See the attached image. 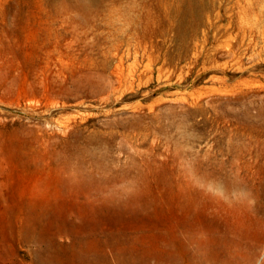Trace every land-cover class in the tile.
Instances as JSON below:
<instances>
[{"label":"rangeland","instance_id":"1","mask_svg":"<svg viewBox=\"0 0 264 264\" xmlns=\"http://www.w3.org/2000/svg\"><path fill=\"white\" fill-rule=\"evenodd\" d=\"M225 1L0 0V264H187L180 170L264 143V25Z\"/></svg>","mask_w":264,"mask_h":264},{"label":"bare ground","instance_id":"2","mask_svg":"<svg viewBox=\"0 0 264 264\" xmlns=\"http://www.w3.org/2000/svg\"><path fill=\"white\" fill-rule=\"evenodd\" d=\"M260 2L249 0L248 10L264 25ZM225 5L233 14L229 0ZM211 139L205 155L199 144L195 162L179 173V258L187 264H256L263 257L264 264V143L253 138L223 150L217 133Z\"/></svg>","mask_w":264,"mask_h":264}]
</instances>
